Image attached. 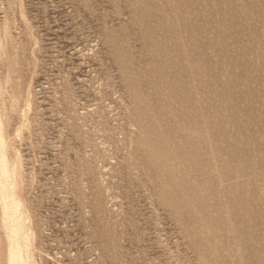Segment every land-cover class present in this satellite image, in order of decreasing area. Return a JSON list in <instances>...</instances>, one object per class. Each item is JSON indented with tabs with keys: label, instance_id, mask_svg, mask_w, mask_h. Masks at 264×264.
<instances>
[{
	"label": "rangeland",
	"instance_id": "1",
	"mask_svg": "<svg viewBox=\"0 0 264 264\" xmlns=\"http://www.w3.org/2000/svg\"><path fill=\"white\" fill-rule=\"evenodd\" d=\"M252 1L0 0V119L31 264H264V0Z\"/></svg>",
	"mask_w": 264,
	"mask_h": 264
},
{
	"label": "bare ground",
	"instance_id": "2",
	"mask_svg": "<svg viewBox=\"0 0 264 264\" xmlns=\"http://www.w3.org/2000/svg\"><path fill=\"white\" fill-rule=\"evenodd\" d=\"M252 1V0H251ZM257 1V0H256ZM253 2V1H252ZM258 2H259V0H258ZM231 6V5H230ZM252 7V6H251ZM245 10H247V9H245ZM248 12H249V10H248ZM243 13V12H242ZM185 28V27H184ZM171 30V29H170ZM187 30V29H186ZM260 30V29H259ZM188 31H189V29H188ZM215 32V31H214ZM263 32V31H262ZM171 33V32H170ZM225 34V33H224ZM264 35V34H263ZM185 37V36H184ZM220 38V37H219ZM181 39V38H180ZM232 39V38H231ZM183 40V39H182ZM222 41V40H221ZM196 42V41H195ZM216 43V42H215ZM262 43V42H261ZM185 44H187V43H185ZM210 44H212V43H210ZM179 45H181V44H179ZM188 45V44H187ZM205 45V44H204ZM190 46V45H189ZM206 46V45H205ZM187 47V46H186ZM198 47V46H197ZM189 48V47H188ZM221 48V47H220ZM223 48V47H222ZM218 49V48H217ZM224 49V48H223ZM264 50V49H263ZM182 51V50H181ZM199 51V50H198ZM204 51V50H203ZM245 51V50H244ZM260 51V50H259ZM190 53V52H189ZM199 53H200V51H199ZM212 53H214L213 51H212ZM263 53H264V51H263ZM220 54V53H219ZM223 54V53H222ZM118 55V54H117ZM260 55V54H259ZM181 56V55H180ZM204 56V55H203ZM220 56V55H219ZM257 58V57H256ZM169 59V58H168ZM218 59H219V57H218ZM261 59V58H260ZM264 59V58H263ZM254 60V59H253ZM258 60H259V58H258ZM122 61V60H121ZM203 61V60H202ZM212 61V60H211ZM262 61V60H261ZM264 61V60H263ZM217 62V61H216ZM248 63V62H247ZM220 65V64H219ZM205 66V65H204ZM224 66V65H223ZM213 67V66H212ZM221 67V66H220ZM214 68V67H213ZM224 68V67H223ZM264 68V67H263ZM202 69V68H201ZM208 69V68H207ZM215 69H217L216 67H215ZM219 69V68H218ZM221 69V68H220ZM234 69V68H233ZM239 69V68H238ZM248 69V68H247ZM191 70V69H190ZM206 70V69H205ZM202 71H204V70H202ZM207 71V70H206ZM244 71V70H243ZM210 72V71H209ZM222 72V71H221ZM262 72V71H261ZM191 73V72H190ZM254 73H256V72H254ZM205 74H206V72H205ZM208 76H209V74H208ZM235 76V75H234ZM255 76V75H254ZM201 77V76H200ZM252 77V76H251ZM191 78H192V76H191ZM198 78V77H197ZM217 78V77H216ZM195 79V78H194ZM208 79V78H207ZM212 79V78H211ZM252 79V78H251ZM201 81V80H200ZM211 81V80H210ZM133 82V81H132ZM194 82H196V81H194ZM199 82V81H198ZM260 82V81H259ZM212 83H213V81H212ZM212 83H211V85H212ZM228 83V82H227ZM197 84V83H196ZM201 84V83H200ZM215 84V83H214ZM230 84V83H229ZM246 84V83H245ZM226 85V84H225ZM214 86H216V85H214ZM213 86V88L212 89H214L215 87ZM195 87V86H194ZM223 87V86H222ZM210 88V87H209ZM219 88V87H218ZM224 88V87H223ZM226 88V87H225ZM196 89V88H195ZM221 89V88H220ZM200 90V89H199ZM210 90V89H209ZM218 90V89H217ZM216 90V91H217ZM225 90V89H224ZM260 90V89H259ZM130 91V90H129ZM222 91V90H221ZM221 91H220V93H221ZM262 91V90H261ZM2 92V91H1ZM209 92V91H208ZM212 92H213V90H212ZM217 92H219V91H217ZM214 93H215V91H214ZM255 93V92H254ZM217 94V93H216ZM224 95V94H226V93H221L220 95ZM196 95V94H195ZM205 95V94H204ZM208 95H209V93H208ZM207 95V96H208ZM210 95H213L214 96V94H210ZM210 95H209V97H210ZM219 95V94H218ZM205 97L206 99L208 98V97ZM262 96V95H261ZM192 97V96H191ZM204 97H202V98H204ZM215 97V96H214ZM214 97H212L211 98V100L210 99H207V100H210V103L209 104H211V101H212V99L214 98ZM223 97V96H222ZM196 98V97H195ZM202 98H201V100H202ZM204 98V99H205ZM217 98H218V96H217ZM217 98H215V99H217ZM224 98H227V97H224ZM260 98V97H259ZM222 100H223V98H221ZM229 99V98H228ZM197 100V99H196ZM214 100V99H213ZM220 101V99H217V101ZM225 100V99H224ZM223 100V101H224ZM187 101V100H186ZM200 101V100H199ZM215 101V100H214ZM216 101V102H217ZM223 101H222V103H223ZM226 101H228L227 99H226ZM255 101H257V100H255ZM203 102V101H202ZM204 102H206L205 100H204ZM208 102V101H207ZM230 102V101H229ZM254 102V101H253ZM197 103V102H196ZM213 103L214 102H212V106H213ZM222 103H221V105H222ZM227 103L228 102H226L225 104L227 105ZM199 104V103H198ZM208 103H206V105H207ZM230 104V103H229ZM232 104V103H231ZM230 104V105H231ZM205 105V106H206ZM218 105H219V103H218ZM220 105V106H221ZM225 105V106H226ZM203 105L201 104V107H202ZM207 107L209 108L210 106H208L207 105ZM229 107V106H228ZM199 108V107H198ZM213 108V107H212ZM224 108V107H223ZM202 109V108H201ZM209 109H211V108H209ZM197 110V109H196ZM204 110V109H203ZM208 110V109H207ZM212 110V109H211ZM210 110V111H211ZM233 110V109H232ZM224 111V110H223ZM197 112V111H196ZM203 112V111H202ZM207 112V111H206ZM170 113V112H169ZM236 113V112H235ZM218 114V113H217ZM233 114V113H232ZM1 115V114H0ZM172 115V114H171ZM176 115V114H175ZM195 115H198V114H195ZM195 115L193 116V117H195ZM200 115V114H199ZM199 115H198V117H199ZM202 115V114H201ZM170 116V115H169ZM189 116H190V114H189ZM219 116V115H218ZM211 117H212V115H211ZM189 118V117H188ZM192 118V117H191ZM196 118V117H195ZM214 118V117H213ZM145 119V118H144ZM199 119H200V117H199ZM203 119V118H202ZM201 119V121H203ZM221 120V119H220ZM211 121V120H210ZM216 121H218V120H216ZM216 121H215V123H216ZM205 123H206V120L204 121ZM204 122H202L201 124H203ZM196 123L197 124H199V122L198 121H196ZM221 123V122H220ZM2 122H1V119H0V206H1V210H2V221L4 222V225H3V227H4V232H5V234H4V236H5V238L4 239H6V250H4V251H6L5 252V263L6 264H31V255H30V242H32L31 241V236H30V233L28 234V230H27V226H26V224L24 223V212H23V210H22V207H21V202L23 201H21V199H20V196H19V191H18V188H19V177L17 178V176H18V173H19V170H18V163L19 162H17L16 160H17V158L16 159H13V161H10V160H8V158H7V153H6V149H7V142H6V140H5V137H4V134H3V128H2ZM201 124H199L198 126H196L195 125V127H196V130H197V128L199 127V129H201L200 128V126H201ZM218 124V123H217ZM223 124V123H222ZM203 125H205V124H203ZM202 125V126H203ZM207 125V124H206ZM209 125V124H208ZM230 125V124H229ZM228 125V126H229ZM232 125V124H231ZM4 126V125H3ZM191 126V125H190ZM220 126V125H219ZM206 127H208V126H206ZM210 127V126H209ZM208 127V128H209ZM217 127V126H216ZM227 127V126H226ZM233 127V126H232ZM203 128V127H202ZM208 128H205V129H208ZM175 129H177V127H175ZM180 130V129H179ZM181 130H182V128H181ZM195 130V128L193 129V131ZM204 130V129H203ZM220 130V129H219ZM183 131H184V129H183ZM186 131H188V129L187 130H185V133H187ZM189 131H191V130H189ZM199 131V130H198ZM198 131H197V133H198ZM216 131V130H215ZM220 131H222V129L220 130ZM224 131V132H223ZM222 131V133L224 134L226 131H227V129L225 130H223ZM159 132V131H158ZM161 132V131H160ZM200 133L202 132V131H199ZM204 132V131H203ZM208 132V131H207ZM209 132H210V129H209ZM231 132V131H230ZM183 134H184V132H182ZM196 132H194V134H195ZM206 133V132H205ZM204 133V134H205ZM215 133V132H214ZM218 133V132H217ZM160 134V133H159ZM203 134V133H202ZM201 134V136L202 137H204L203 135ZM211 134V133H210ZM213 134V133H212ZM207 135V134H206ZM196 136H199V135H196ZM200 137V136H199ZM206 137V136H205ZM209 137H211V136H208V138ZM241 137V136H240ZM240 137H239V139H240ZM256 137V136H255ZM196 138V137H195ZM201 138V137H200ZM229 138V137H228ZM220 139V138H219ZM218 139V140H219ZM242 139V138H241ZM164 140V139H163ZM202 140V142L205 140V138H204V140H203V138L201 139ZM222 140V139H221ZM257 140V139H256ZM262 140V139H261ZM196 141H198V140H196ZM214 141V140H213ZM252 141V140H251ZM255 141V140H254ZM253 141V142H254ZM198 142H200V141H198ZM211 142V141H210ZM235 142V141H234ZM241 142V141H240ZM236 143V145L237 144H240L241 145V143ZM243 142V141H242ZM244 142H245V140H244ZM205 143V142H204ZM215 143H216V141L213 143L214 145H215ZM219 143V142H218ZM166 143H164L163 145H165ZM235 144V143H234ZM244 143H242V145H243ZM9 145V144H8ZM200 145V144H199ZM217 145V144H216ZM215 145V146H216ZM245 145V144H244ZM256 145V144H255ZM219 146V145H218ZM238 146V145H237ZM247 146V145H246ZM162 147V146H161ZM214 147V146H213ZM221 148H223V147H221ZM231 148V147H230ZM238 148H239V146H238ZM167 149V148H166ZM211 149V148H210ZM229 149V148H228ZM236 149V148H235ZM253 149V148H252ZM174 150V149H173ZM220 151H221V149H219ZM227 150V149H226ZM230 150V149H229ZM228 150V151H229ZM234 150V149H233ZM237 150V149H236ZM248 150V149H247ZM204 151V150H203ZM212 151V150H211ZM174 152V151H173ZM176 152V151H175ZM172 153V152H171ZM203 153V152H202ZM212 153H214V152H212ZM223 153V152H222ZM235 153V152H234ZM233 153V154H234ZM246 153V152H245ZM201 154V153H200ZM221 154V153H220ZM224 154V153H223ZM226 154H228L229 155V153H226ZM177 155V154H176ZM175 155V156H176ZM206 155H208V154H206ZM225 155V154H224ZM231 155V154H230ZM257 155V154H256ZM175 156H174V158H175ZM259 156V155H258ZM263 157V156H262ZM171 158H172V156H171ZM177 158V157H176ZM208 158V157H207ZM256 158V157H255ZM232 159V158H231ZM173 160V158L171 159V161ZM185 160H186V158H185ZM198 160V159H197ZM196 160V161H197ZM201 160V159H200ZM209 160V159H208ZM217 160V159H216ZM246 160V159H245ZM262 160V159H261ZM149 162V161H148ZM155 162V161H154ZM165 162V161H164ZM174 162V161H173ZM185 163V164H187V165H189L190 164V160H187V161H184V158L181 160V163L180 164H183V163ZM201 162V161H200ZM203 162V161H202ZM201 162V163H202ZM240 162H241V160H240ZM242 162H245V161H242ZM179 163V162H178ZM191 163H193V161L191 162ZM206 163V162H205ZM222 163H223V161H222ZM239 163V162H238ZM245 163H247V161L245 162ZM249 163V162H248ZM253 163V162H252ZM217 164V163H216ZM221 164V163H220ZM225 164V163H224ZM243 164V163H242ZM242 164H238L239 166L240 165H242ZM172 165V164H171ZM193 165V164H192ZM222 165V164H221ZM226 165V164H225ZM243 165H245V164H243ZM181 166V165H180ZM180 166H178V167H180ZM184 168H185V166L186 165H182ZM182 166L180 167V168H182ZM205 166V165H204ZM239 166H236V167H239ZM246 166H247V164H246ZM245 166V167H246ZM176 167V166H175ZM189 167V166H188ZM206 167H207V165H206ZM211 167V166H210ZM209 167V168H210ZM221 167V166H220ZM234 167V166H233ZM232 167V168H233ZM245 167H243V169L245 168ZM249 167H251V170L253 169L252 168V166H249ZM254 167V166H253ZM180 168H178V169H176V171H175V173L173 174V173H171V174H173L174 176H175V180L176 181H180V185H183L182 183H183V181H184V179H185V175H184V168L180 171ZM196 168V167H195ZM194 168V169H195ZM197 168H199V167H197ZM196 168V169H197ZM195 169V170H196ZM201 169V168H200ZM211 169V168H210ZM210 169H208V170H210ZM236 169V168H235ZM257 169V168H256ZM255 169V170H256ZM187 170V169H186ZM246 170V169H245ZM245 170H243V171H245ZM190 171V170H189ZM198 171V170H197ZM231 171V170H230ZM171 172V171H170ZM173 172V171H172ZM186 172H188V171H186ZM199 172V171H198ZM208 173V172H207ZM232 173V172H231ZM241 173V172H240ZM198 174V173H197ZM203 174V173H202ZM209 174H210V171H209ZM208 174V175H209ZM244 174V173H243ZM246 174H247V172H246ZM258 174V173H257ZM189 175V174H188ZM212 175V174H211ZM216 175H217V173H216ZM237 175V174H236ZM242 175V174H241ZM170 176V175H169ZM207 176V175H206ZM230 176V175H229ZM208 177V176H207ZM237 177V176H236ZM261 177H262V175H261ZM171 178H173L172 176H171ZM263 178H264V176H263ZM262 178V179H263ZM174 179V178H173ZM207 181H208V179H206ZM210 180V179H209ZM160 182V181H159ZM211 182V181H210ZM163 183V182H162ZM166 183V182H165ZM179 183V182H178ZM207 183V182H206ZM211 183H213V182H211ZM210 183V184H211ZM159 185V184H158ZM179 185V184H178ZM188 185V184H187ZM207 185V184H206ZM221 185V184H220ZM264 185V184H263ZM177 186V185H176ZM211 185H209V187H210ZM240 186V185H239ZM175 187V186H174ZM178 187V186H177ZM176 187V188H177ZM179 187H181V186H179ZM198 187V186H197ZM200 187V186H199ZM208 187V186H207ZM184 188V187H183ZM194 189V188H193ZM192 189V190H193ZM198 189H201V188H198ZM203 189H205V191L207 190L206 188H203ZM212 189V188H211ZM163 190V189H162ZM176 190V189H175ZM174 190V191H175ZM173 191V192H174ZM178 191V190H177ZM185 191V190H184ZM204 191V190H203ZM208 191H209V189H208ZM211 191V190H210ZM254 191V190H253ZM179 192V191H178ZM192 192V191H191ZM201 192V191H200ZM221 192H222V190H221ZM194 193V192H193ZM212 193V192H211ZM175 194V193H174ZM196 194H197V192H196ZM200 194V193H199ZM207 194V193H206ZM205 194V195H206ZM234 194V193H233ZM180 195H182V194H180ZM185 195V194H184ZM205 195H201L203 198L205 197ZM220 195V194H219ZM222 195V194H221ZM169 196V195H168ZM174 196H176V195H174ZM191 196V195H190ZM199 196L200 195H198L197 194V197L199 198ZM207 196V195H206ZM212 196V195H211ZM231 196V195H230ZM229 196V197H230ZM182 197V196H181ZM189 196H187V198H188ZM192 197H195V194L192 196ZM197 197H195V198H197ZM179 198V197H178ZM206 198V197H205ZM180 199V198H179ZM190 199V198H189ZM200 199H201V197H200ZM185 200V199H184ZM191 200V199H190ZM206 200H207V198H206ZM211 200V199H210ZM217 200H218V198H217ZM166 201V200H165ZM187 201H189L188 199H187ZM179 202H181V201H179ZM215 202V201H214ZM221 202H222V200H221ZM173 203V202H172ZM206 203H210V201L209 202H206ZM205 203V204H206ZM239 203V202H238ZM204 204V203H203ZM211 204V203H210ZM214 204V203H213ZM223 204V203H222ZM216 205V204H215ZM219 204H217L215 207H217ZM226 205V204H225ZM242 205H244V204H242ZM23 206V205H22ZM175 206V205H174ZM204 206H206V205H203V207ZM207 206H210V205H207ZM221 206V205H220ZM256 206V205H255ZM260 206V205H259ZM194 207V206H193ZM192 207V208H193ZM198 207V206H197ZM213 207L214 206H212V209H213ZM225 207H227V206H225ZM231 207V206H230ZM240 207V206H239ZM244 207V206H243ZM24 208V207H23ZM195 208V207H194ZM193 208V209H194ZM210 208V207H209ZM233 208V207H232ZM203 209V208H202ZM205 209V208H204ZM253 210V209H252ZM261 210V209H260ZM204 211V210H203ZM207 211V210H206ZM206 211H205V213H206ZM221 211V210H220ZM180 212V211H179ZM217 212V211H216ZM226 212H228V211H226ZM213 213V212H212ZM215 213V212H214ZM218 213H219V211H218ZM218 213H217V215H218ZM202 214H204V213H202ZM207 214H208V212H207ZM210 214V213H209ZM230 214V213H229ZM242 214V213H241ZM248 214V213H247ZM199 215V214H198ZM198 215H196L195 214V216H198ZM205 215V214H204ZM211 215V214H210ZM223 215V214H222ZM231 215V214H230ZM194 216V217H195ZM201 216V215H200ZM205 216H207V215H205ZM209 216V215H208ZM224 216H227L226 214H224ZM254 216H256V215H254ZM253 216V217H254ZM211 217V216H210ZM216 217V216H215ZM221 217V216H220ZM263 217V216H262ZM198 218H199V216H198ZM201 218L202 219H204L202 216H201ZM200 218V219H201ZM230 218V217H229ZM242 218V217H241ZM245 218V217H244ZM256 218H257V216H256ZM231 219V218H230ZM249 219H250V217H249ZM197 220V219H196ZM209 221V219H207L206 218V220L205 221ZM212 220H213V217H212ZM214 220H216V219H214ZM218 220V219H217ZM198 221V220H197ZM196 221V222H197ZM205 221H203L202 223V227L201 228H203V230L205 229L208 233L207 234H209V232H210V230L212 229V231H213V222L210 224V222H205ZM220 221V220H219ZM226 221V220H225ZM231 221V220H230ZM220 223H222V220L220 221ZM264 223V222H263ZM223 224V223H222ZM227 224V223H226ZM232 224V223H231ZM188 225V224H187ZM220 225V224H219ZM26 226V227H25ZM215 226V225H214ZM221 226V225H220ZM219 226V228H222V227H220ZM245 226V225H244ZM216 227V226H215ZM214 227V228H215ZM217 227H218V225H217ZM225 228H227V227H225ZM229 228V227H228ZM231 228V227H230ZM235 228V227H234ZM195 229V228H194ZM239 229V228H238ZM215 230H216V228H215ZM221 230V229H220ZM205 231V232H206ZM219 231V230H218ZM217 231V232H218ZM225 231V230H224ZM213 232H216V231H213ZM227 232V231H226ZM230 232V231H229ZM228 232V233H229ZM233 232V231H232ZM237 232V231H236ZM236 232H235V234H236ZM204 233V232H203ZM205 234V233H204ZM206 234V235H207ZM224 234V233H223ZM230 234H232L231 232H230ZM234 234V233H233ZM213 235V234H212ZM218 235V234H217ZM225 235V234H224ZM223 235V236H224ZM220 237V236H219ZM225 238V237H224ZM218 239V238H217ZM34 240V239H33ZM209 240V239H208ZM201 241V240H200ZM214 241V240H213ZM217 241V240H216ZM227 241V240H226ZM221 242V241H220ZM211 243V242H210ZM209 243V244H210ZM237 243V242H236ZM216 244H218V243H216ZM239 244H240V242H239ZM219 245V244H218ZM218 245H216V246H218ZM222 245V244H221ZM235 246V245H234ZM237 246V245H236ZM240 246V245H239ZM218 247H220V246H218ZM242 248V247H241ZM244 248V247H243ZM235 249V248H234ZM220 251V250H219ZM232 251V250H231ZM230 251V252H231ZM238 251V250H237ZM239 251H240V247H239ZM236 252V251H235ZM207 253V252H206ZM211 253V252H210ZM234 253V252H233ZM213 254V253H212ZM221 254H223V253H221ZM236 254H238V253H236ZM208 255V254H207ZM220 254H218V256H219ZM209 256V255H208ZM230 256V255H229ZM241 256V255H240ZM232 257H233V255H232ZM216 260H217V258H216ZM232 260V259H231ZM205 261H207V260H205ZM207 263V262H206ZM215 264V263H214ZM240 264V263H239Z\"/></svg>",
	"mask_w": 264,
	"mask_h": 264
}]
</instances>
